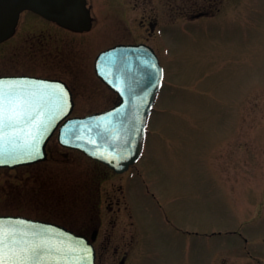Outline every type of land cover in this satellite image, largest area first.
Masks as SVG:
<instances>
[{"label":"rangeland","instance_id":"374dc122","mask_svg":"<svg viewBox=\"0 0 264 264\" xmlns=\"http://www.w3.org/2000/svg\"><path fill=\"white\" fill-rule=\"evenodd\" d=\"M140 3L108 0L97 37L72 45L73 55L89 56L87 65L72 61L84 84L74 115L113 103L95 75L100 50L144 40L158 51L164 87L139 162L115 175L62 149L59 160L12 172L16 187L0 196V212L50 208L82 220L97 208V264H264V0H210L192 12L183 0H146L144 24ZM11 47L1 71L20 65ZM34 53L25 62L33 71L53 70Z\"/></svg>","mask_w":264,"mask_h":264},{"label":"water","instance_id":"95a60500","mask_svg":"<svg viewBox=\"0 0 264 264\" xmlns=\"http://www.w3.org/2000/svg\"><path fill=\"white\" fill-rule=\"evenodd\" d=\"M25 10L75 31L92 27L88 0H0V42L14 34ZM96 72L121 100L106 111L86 116H71L73 95L64 81L1 76L0 89L6 98L13 91L42 92L45 100L40 117L44 125L35 148L29 146V137L19 127L14 130L6 126L0 133V167L15 168L46 160L47 144L57 130L61 145L80 150L116 172H124L136 163L143 150L149 115L163 83L160 59L146 43L118 44L98 55ZM0 231L14 232L29 241L44 240L49 247L63 250L47 253L43 264H96L93 241L63 225L20 215H0Z\"/></svg>","mask_w":264,"mask_h":264},{"label":"flooded vegetation","instance_id":"af4514ba","mask_svg":"<svg viewBox=\"0 0 264 264\" xmlns=\"http://www.w3.org/2000/svg\"><path fill=\"white\" fill-rule=\"evenodd\" d=\"M183 1L186 4V7H189V11L192 12L193 9L199 7V5H203L202 7H206L208 5V4L206 5V3L207 2L209 3L210 0H202L203 3L201 2V4L199 3L198 0H183ZM204 1H205V4H204ZM145 2H146V0H141V3H140L142 6V11H143V13H142L143 19L141 20V22L143 24L145 23V20H146L145 16H146V11H147ZM106 3H108V0H89V5L91 7L92 17H93V25H92L90 30L83 31V32L74 31V30L68 29L66 27H63V26L59 25L58 23L51 21V20L47 19L46 17H44L38 13H35L33 11H24L20 16L19 23L16 27L14 34L9 39L0 43V55L1 56L3 55V54H1V52H5V49L7 48L8 45L10 47L12 46L11 47L12 52H13L12 58L14 60H16V62L19 61L20 65L16 67L17 70H15V71H1V69H0V76H37V77H42V78L63 80L67 83V85L69 86V88L72 92V95H73V101H74L73 112L77 111L79 108V106H78V99L80 96L79 94L83 90L84 84H82V82L77 77V66H79V64H76L77 62L73 63L72 61L77 58V60H80V61L82 60V61H84L85 65H87L89 62V56L88 55H82V58H80L77 55H73L72 54V49H73L72 45L77 44V43L82 44L87 39L86 37H83V36L88 35V34H92L93 32H95L94 37H97V35L99 34V31H100L99 26L101 23L104 22V11H105ZM109 3H110V0H109ZM173 7H175V6H173ZM175 10H176V8H175ZM183 10L184 11L182 12V14L183 13L186 14L189 12L187 10V8H185ZM149 14L151 16H153V19H150L148 24L150 26V31L154 32L157 29V26L159 24V22H157V19H156V14H157L156 9L153 8L152 10H149ZM198 14H202V16H204V15L210 14V12H206V11L204 12L203 11V12L195 14V16H197ZM112 33H113V31H112ZM139 42H145V41L141 40V41H138L137 43H139ZM118 43H131V42L122 41V42H117L114 45H116ZM34 52H37L40 54L43 62L53 63L55 66L53 68V70L51 71V70L45 69L47 71H43V70L33 71L30 68L31 66L29 67V65L25 62H28L29 60H33L32 54L37 55ZM36 58H38V57H36ZM94 63H95V61H94ZM74 64L76 66H73ZM42 69H44V68H42ZM95 75H96L97 79L100 80V82L105 87L110 89L101 79H99L96 72H95ZM111 91H112V94L114 95V100L112 103V105H114L119 101V97L113 90H111ZM108 108L109 107H107L105 109H108ZM105 109H103V110H105ZM83 111H85V112H89V111L96 112V111H102V110H97L94 108L91 109L89 107V108L83 109ZM51 146L52 147L48 146V157H47V160L44 162L59 160L60 159L59 158V155H60L59 151H61L63 149V150H66V152H68V151L78 152V153L84 155L85 157H87L88 159H90L96 163H99L102 166H105V168L108 171L114 173L115 175H121V174L126 173V172L117 173L113 169L108 167L107 165H105L101 162H98L92 158H89L88 156H86L82 152L72 150V149H68L66 147L61 146L59 143H56V144L54 143ZM34 165H36V164H34ZM29 166H33V165H29ZM16 169H18V167L15 169L0 168V180H1L2 174H5V171H8V175H10V177L8 176L9 178L3 180V184H1V186H3V185L4 186L3 187L0 186V196L3 194L4 195L7 194L8 191L13 192L12 189H14L16 187L14 185V183L17 179V174H16V172L12 173ZM128 172L129 171H127V173ZM140 176H142V175L140 174ZM143 181L146 182L144 179H143ZM7 182H9L8 188L6 187ZM10 185H12V186L10 187ZM11 192L9 194H11ZM63 198L66 199L65 194H63ZM93 210L96 211V213H97V208H95ZM96 213L94 215L95 217H87V218H84L82 220H78L76 218L68 217V216L62 214L61 212L54 211V209L52 210L50 208L43 210V213H42V211L37 212L36 210H31V213L23 214V215L64 225V226L76 231L77 233L86 235L90 239H93V236L96 235V237L94 239V244H95L96 249H97V245H98L100 235H101V228H102L103 224L99 221L98 222H91L92 220H98L96 218V216H98ZM17 214H18L17 210H14V209L9 211V212H4V211L0 212V215H17ZM86 220L87 221L90 220L89 222L92 224L87 223ZM76 221H82L83 227L77 228L74 224H72L73 222H76ZM85 223H87V224H85ZM97 260H98V249H97Z\"/></svg>","mask_w":264,"mask_h":264},{"label":"snow or ice","instance_id":"6c2138e0","mask_svg":"<svg viewBox=\"0 0 264 264\" xmlns=\"http://www.w3.org/2000/svg\"><path fill=\"white\" fill-rule=\"evenodd\" d=\"M44 100L42 92L24 94L13 91L6 98L4 91L0 89V133L6 126L14 130L19 127L29 137V146L35 148L44 125V121L40 119L44 114L41 111ZM51 251L60 253L63 250L55 246L49 247L44 240L29 241L18 237L14 232L5 234L0 231V264H43V258Z\"/></svg>","mask_w":264,"mask_h":264}]
</instances>
